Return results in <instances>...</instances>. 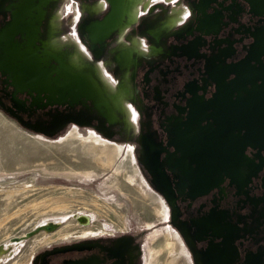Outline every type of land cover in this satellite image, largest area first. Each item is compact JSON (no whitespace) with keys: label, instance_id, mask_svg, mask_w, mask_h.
I'll use <instances>...</instances> for the list:
<instances>
[{"label":"flooded vegetation","instance_id":"flooded-vegetation-1","mask_svg":"<svg viewBox=\"0 0 264 264\" xmlns=\"http://www.w3.org/2000/svg\"><path fill=\"white\" fill-rule=\"evenodd\" d=\"M65 1L14 0L0 26V52L32 45L43 54L47 43L73 62L66 42L54 45L70 16L73 30L79 26L97 47L93 62L107 70L100 61L107 55L111 67L132 74L153 168L174 200L196 264H264V0H160L168 2L163 14L150 0ZM59 3L61 10L52 9ZM77 52L86 55L80 44ZM122 52L129 67L117 60ZM105 70H91L98 79L89 83L91 98L73 106L34 105V96L16 93L2 72L0 90L26 112L86 107L111 125L113 104L98 94L100 84L114 85ZM119 87L130 100V88ZM114 240L67 246L42 264H134L126 244Z\"/></svg>","mask_w":264,"mask_h":264},{"label":"rangeland","instance_id":"rangeland-1","mask_svg":"<svg viewBox=\"0 0 264 264\" xmlns=\"http://www.w3.org/2000/svg\"><path fill=\"white\" fill-rule=\"evenodd\" d=\"M13 1L0 0V26ZM149 2L160 14L168 6L167 1ZM60 4L52 9L61 10ZM64 4L72 3L66 0ZM59 17L53 23L58 32L62 24ZM63 26L54 38L55 47L60 49L66 42V54L75 53L73 58L85 64L83 67L105 70L93 62L97 61L93 57L97 47L86 40L79 26L77 32L73 30L70 16ZM78 44L86 55L77 52ZM100 61L115 86L131 90L128 124L115 105L118 124L110 126L101 121L98 112L86 107L26 112L0 90V245H15L0 264H42L48 254L64 247L92 244L106 237L126 244L134 264H196L193 244L178 218L174 200L153 168L146 115L132 74L124 75L111 67L114 60L110 56L104 55ZM93 142L117 147L110 166L100 165L86 150ZM61 204L68 209H54ZM77 214L88 217L89 223L77 222ZM49 221L61 224V231L52 232L51 241H41L49 233L42 231L21 243L13 242ZM91 230L97 233L81 234Z\"/></svg>","mask_w":264,"mask_h":264},{"label":"bare ground","instance_id":"bare-ground-1","mask_svg":"<svg viewBox=\"0 0 264 264\" xmlns=\"http://www.w3.org/2000/svg\"><path fill=\"white\" fill-rule=\"evenodd\" d=\"M128 1L129 3L134 4L140 0H128ZM130 10H131L130 14L134 16L133 13H134L135 7L131 8ZM54 45L56 46V42ZM48 46L49 45L46 43V44H43L41 49L39 48L41 51L46 50L45 51L46 53H43V54L39 53L37 48H32L33 47L32 45H29L26 49H23V50L21 49V47H13L11 49L5 50V53H6L5 56H10V57L3 56L2 58L1 56L0 59L1 60L2 59H5V60L6 59H9V60L24 59L23 61H25L27 65H30V67L27 65L26 67L25 66L22 67L21 65L19 68H14L15 73L18 76L17 85L20 87H24V88L29 87V86H37L38 88L43 89V90L49 89L50 92H49V96L47 97L48 100L49 99L58 100L57 98H60L62 100V99L69 98V96L74 98L73 93L75 94L77 90L79 91L78 93H76V95L79 94L80 98L85 97L86 99H90L91 89L89 87V83H91L93 77H95L91 69L87 68L82 71H79V68H78L79 63L76 58H73V62H69L67 61V57L65 56V54L54 52L53 50L51 51ZM44 48L46 49L44 50ZM49 50H50V53H49ZM124 58H125V54H123L122 52V54L120 53V55L118 56L117 60L118 62H120L122 67H129L131 62L126 61ZM34 62L37 65H35ZM15 64L20 65L22 64V62H19V63L17 62ZM1 68H4V66L1 65ZM9 68L11 69L12 65H9ZM28 72H29V76L25 78ZM95 79L98 80L96 77ZM33 82H35L36 85H34ZM52 84L54 86H52ZM69 85L72 86L73 88V90L70 92H69V87H70ZM66 92H69V93L66 94ZM98 94L102 98L105 104H108V103L113 104V108L110 107L112 109L111 110L112 112L109 115L110 121L112 123L110 126H114L118 124V119H117L118 116L114 111L115 103L117 104V107L120 110V114H123L127 117V115L129 114V109H128V104L126 102L127 98H126L125 91L123 88L117 87L115 86V84L111 87L107 86L105 88V87H102V84H100ZM41 99L42 98L39 97L38 99H36V101H40ZM123 121L126 123H129L130 120L128 121V118H126ZM96 136H100V135L96 134ZM86 150L91 152L93 154V158L100 165L104 167L111 165V163L114 160V155L117 154V151H118L115 145L100 146L94 142L87 145ZM102 157L106 158V164H105V161L103 160L104 158ZM80 174H84V173H80ZM54 209L64 212L68 209V206L61 204V206L60 205L55 206ZM78 215L79 214L75 215L74 218L78 220L79 222H84L85 220L77 219ZM52 222H55V221H52ZM56 223H59V222H56ZM59 230L60 229H58V231L56 232H59ZM52 234H53L52 232L44 234L45 237L41 239V241L42 242L51 241ZM0 246H2L0 253L3 254L2 256L0 255V259H6L5 255H9L8 254L9 252L8 251L4 252V251L7 249V247L9 246L13 247L15 245L12 244L8 246L6 245H0Z\"/></svg>","mask_w":264,"mask_h":264},{"label":"water","instance_id":"water-1","mask_svg":"<svg viewBox=\"0 0 264 264\" xmlns=\"http://www.w3.org/2000/svg\"><path fill=\"white\" fill-rule=\"evenodd\" d=\"M44 3H45V0H44ZM8 32H11L12 33V29H9ZM7 34H9V33H7ZM5 46L6 47H10L9 44H6ZM5 49L6 48L4 47V49L0 52V55L2 56V58L6 54L5 53ZM23 60L24 59H22V60L21 59H16V60H13V59H11V60H9V59H6V60L5 59H2L1 60L0 59V72H2L3 75H5L7 77V84H8V86L13 87L16 90V93H24V92H27L29 95L35 96V97H33V104L34 105H39V106H40V103H43L44 102V100H45V104L46 105H52V106H54V105H65V104H69V105L73 106V105H76L78 103H84V97L83 98L82 97L80 98L79 97V94L76 95V93H78V91H79V90L76 91V89H75L76 92L74 91L75 94L73 93L74 98H72L71 96H69V98L62 99V100L60 98H57L58 100H54V99L53 100H50V99L48 100L47 97L49 96V92H50L49 89L43 90V89L38 88L37 86H29V87H26V88L18 86L17 85V82H18L17 81V78H18V76L16 75L14 68H19L21 65H22V67L23 66L26 67L27 63L25 61H23ZM14 62L15 63L22 62V64L17 65ZM34 64L37 65L35 62H34ZM1 65H3L4 68H1ZM9 65H12V68L11 69L9 68ZM27 66L30 67V65H27ZM27 76H29V72L27 73V75L25 76V78ZM261 79L263 80V78H261ZM33 84L36 85L35 82H33ZM52 86H54V85L52 84ZM72 90H73V88H72V86H70L69 87V92L72 91ZM80 91H82V90H80ZM69 92H66V94H68ZM54 93H55V91H54ZM14 96H15V94H14ZM39 97H41L42 99L40 101H36V99H38ZM42 107H44V106H42ZM108 121H110V120L108 119ZM77 219L85 220L83 222L85 224H88L89 223V219L86 216L78 215L77 216ZM60 225H61L60 223H56V222H52V221L46 222L44 224H41V225L37 226L36 228H34L29 233H26V234H24L21 237L14 238L13 239V242L21 243V242L26 241L27 239H29V238H31V237L39 234L42 231L53 232L56 229H58V227ZM1 248H2V246H0V250H1ZM12 250H13V247H10L9 246L4 252L8 251L9 252L8 254L11 255L13 253ZM0 255L2 256L3 254L0 253Z\"/></svg>","mask_w":264,"mask_h":264}]
</instances>
